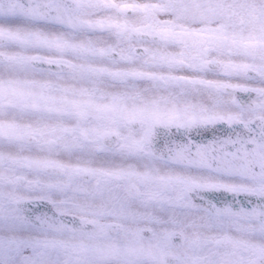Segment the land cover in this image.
Segmentation results:
<instances>
[{"label":"snow or ice","instance_id":"snow-or-ice-1","mask_svg":"<svg viewBox=\"0 0 264 264\" xmlns=\"http://www.w3.org/2000/svg\"><path fill=\"white\" fill-rule=\"evenodd\" d=\"M0 264H264V0H0Z\"/></svg>","mask_w":264,"mask_h":264}]
</instances>
